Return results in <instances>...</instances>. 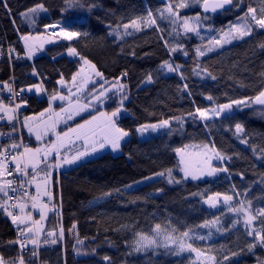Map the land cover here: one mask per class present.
<instances>
[{
    "label": "trees",
    "instance_id": "16d2710c",
    "mask_svg": "<svg viewBox=\"0 0 264 264\" xmlns=\"http://www.w3.org/2000/svg\"><path fill=\"white\" fill-rule=\"evenodd\" d=\"M88 2L95 5L91 12L87 8L66 11L63 18L84 17L90 36L72 42L60 40L33 59L27 58L21 35L41 33L45 25L59 23L64 0H7L10 15L9 9L0 2V99H4L8 92H4L3 82L16 91L41 82L46 89L42 99L24 92L21 94L27 105L19 110L20 120L23 115L37 114L48 108L49 98L55 91L65 93L57 81L62 74L66 84H70L81 64L79 57L69 59L65 55L70 43L96 65L108 82L119 77L128 97L124 114L117 120L118 125L131 135L121 145V154L112 156L106 153L68 171L53 174L51 190L55 209L46 221L44 235L39 239L37 256L32 255L33 246H27L22 255L26 264H192L187 252L173 255L164 248L155 252H134L131 246L134 232L121 226L133 225L136 230L146 231L152 224L169 218L173 222L182 221L185 225L195 226L205 219L219 216L218 227L228 228L237 219L223 204L219 210L209 208L200 195L193 193L207 195L219 192L233 195L234 206L243 201L245 207L251 202L253 210L264 207V105L235 106V111L223 120L200 122L187 115L195 113L197 107L210 108L232 100L253 98L264 89V49L259 47L264 44V30L256 29L252 35L203 56L198 57L196 53L197 47H210L209 37L225 31L230 22H236L237 17L247 11L249 5L257 7L260 0H234L239 7L230 6L217 15L203 14L198 4L181 9V16H194L200 12L209 17L203 22V27L209 29V36L203 40L202 36L192 33L180 37L173 33L170 36L172 25L158 15L162 31H157L156 27L146 28L122 39L108 34L113 29L123 33V27L118 28V25L146 14L148 9L155 12L169 0ZM38 3H43L47 11L38 14L35 23L31 24L21 13ZM165 40L173 45L179 42L188 54L177 51L170 55ZM10 48L15 51L10 52ZM171 57L181 66L180 72L166 74L167 70L161 69L160 65L163 61L172 62ZM33 68L38 76L32 75ZM125 71L127 76L122 77L121 73ZM181 72L185 79H181ZM148 74L153 77L150 83L145 79ZM185 84L188 91L183 90ZM208 96L213 97V101H209ZM174 117L185 119L183 127ZM81 119L77 118L67 126ZM162 119L170 120V135L166 129L146 140L136 137L135 130L139 125L157 123ZM238 122L245 127L246 144H242L235 134ZM8 124L0 123V148L17 143ZM22 136L25 145L37 146V142L24 133ZM204 143H214L218 150L230 157L224 163L228 172H221L209 180H182L178 174L175 150L195 148ZM167 169L172 170V176L180 183L169 184L167 175L146 179ZM104 193L111 195L105 196ZM1 199H5L2 194L0 202ZM53 230L55 244L51 243L53 238L47 236V232ZM197 232L206 235L208 229L197 228ZM212 232L208 241L196 243L201 248L211 245L216 249L218 260L229 255L230 261L225 264H258V258L264 260V247H257L252 252L247 250L246 245L251 238L245 235L242 222L231 231L217 232L214 227ZM17 239H22L19 229L13 227L7 213L0 209V257L7 264L18 262L21 255L20 245L10 243ZM232 252L238 255L231 256ZM191 255L194 258L195 254ZM105 256L110 259L105 261Z\"/></svg>",
    "mask_w": 264,
    "mask_h": 264
},
{
    "label": "snow or ice",
    "instance_id": "6c2138e0",
    "mask_svg": "<svg viewBox=\"0 0 264 264\" xmlns=\"http://www.w3.org/2000/svg\"><path fill=\"white\" fill-rule=\"evenodd\" d=\"M3 3V7L9 9L7 0H0ZM191 4H198L203 9V13L216 12L218 9H225L226 6L239 7V4L234 0H169L163 8L157 9L155 12L152 9H148L146 14L137 15L130 19L127 23L118 25L117 27H123L124 32L120 33L116 29H113L108 34H115L117 39H122L124 36H131L134 32L143 31L146 28L156 27L157 31H162L158 25L157 15L160 19L167 20L172 25V30L169 33L171 36L173 33L175 37L181 35L187 36L189 33H193L200 37V29L203 27L202 21L208 20L207 15H202L197 12L194 16H181L180 10L189 8ZM65 7L62 9V17L59 23L45 25V30L55 29L48 35H21V40L24 41L27 58L31 59L36 52L43 51L46 43H55L58 39L68 42L76 41L80 37H89L90 32L86 28V19L84 17H72L70 19H64L63 13L66 11L81 10L87 8L88 12H91L95 7L93 3H89L88 0H64ZM43 3H38L29 8L21 15L31 24L35 23V18L38 14L46 12ZM11 10L9 9V15ZM15 23V21H13ZM84 26V27H82ZM264 30V0H260V7L249 5L247 11L242 16H238L236 22H230L228 29L222 31L219 37H212L209 41V45L220 46L223 44L231 43L235 39H243L246 36H250L256 30ZM131 30V31H130ZM160 39H164L163 36ZM203 40V37H201ZM38 42V43H37ZM165 46L169 49L171 55L177 51H184L187 55V51L184 50L183 45L179 42L174 45L170 41L165 40ZM264 49V44L259 45ZM213 47H197V56H203L206 52L213 51ZM10 52H14L15 49L10 48ZM135 55V53H132ZM67 55L70 57H79L83 62V65H87L91 72L87 76H82L81 73L86 70L81 67L80 71L74 73L72 76V88L68 89V94L64 95L59 90L55 91L49 98V107L44 109L39 115L44 117L46 113H53L48 117V121L44 125V129L41 132L36 130L34 132L33 126L29 123L34 118L25 116L24 123L21 127L27 128L30 134H34L37 142H42L45 136H48L49 132H52L56 139L50 140L47 144H41L35 148L15 142L10 145L0 148V194L5 199L0 202V209H2L8 216L11 217L13 224L24 225L19 230V236L23 239H17L10 241V243H16L20 245L21 255L18 258V262L14 261V264H26L22 253L27 250L28 244L33 245V257L37 256L36 248H38L40 235L44 232L43 221L47 218V214L54 210V206L50 207V201L52 200V193L49 191V185L52 177V169H60L65 165H75L81 162L85 157L96 153L101 149L110 147L113 152L118 151L121 148V141L130 135L129 131L120 127L117 123V117L123 109L124 100L128 99L124 94L125 85L120 82V78H116V84L111 87L108 85V80L104 77L103 73L97 70L96 65L89 59L83 56L75 46L70 43L67 47ZM55 59V57H54ZM199 67V65H197ZM161 69H166L168 72H180V65H174L169 61H163L160 65ZM195 71V69H194ZM207 75L212 79H216L207 69H203ZM197 75L200 73L197 72ZM33 76H38L39 73L35 68L32 71ZM181 79H185L183 73H180ZM264 75V73H262ZM93 76L99 79H93ZM121 76H127V72L121 73ZM79 78V79H78ZM147 82H152V75L146 76ZM100 81H103L101 83ZM57 84L64 88L67 86L66 81L61 74V78L57 81ZM89 84L92 85L89 88ZM3 88L7 89L10 93L8 97V103H5L3 99H0V120L7 118L9 123L13 124V131L16 130L14 121H17V113L19 109L27 105V100L21 95L25 89L21 88L17 92L7 82H3ZM35 89L36 93H43L46 89L43 87L42 82L40 84H33L27 87V91L31 92ZM184 91H188V85L183 86ZM85 93L87 95H85ZM112 93H115L120 98L117 102V107L111 113L100 112L99 117L103 118L100 124H96L98 120L97 116H93L92 120H86L84 124H78L75 128H69L68 131L63 133L56 132V125L64 118L61 113L68 112L70 108L75 109V114L79 112L87 111L96 105H103L107 99L111 98ZM191 95V92L188 93ZM20 98V102L16 103V98ZM209 101H213V97H206ZM67 101L68 107H62L59 113L53 112V101ZM264 105V89L253 98H245L239 100H232L229 103L216 104L210 108L195 109V113L189 112L187 115L198 117L202 122H207L214 118L221 120L227 119L229 114L233 110V105L238 108L240 106H251V104ZM14 105V106H13ZM53 116L55 117L53 119ZM68 119H72V115H68ZM177 123L183 127V119L181 117L173 118ZM208 125L205 123V127ZM168 129L169 135L171 134V123L168 119H162L153 124L139 125L136 131L140 134H144L151 130L156 132L158 130ZM235 134L240 139L242 144L248 142L247 135L245 134V127L241 123L235 124ZM245 134V135H241ZM2 135V133H0ZM75 136V140H83V150H77L75 153L69 155L61 152L66 145L67 141H70L72 136ZM187 147V146H185ZM202 149L199 153L198 165L193 166L187 162L183 156H181L180 164L183 166L181 171L183 172V178H191L192 180L200 179L201 177L214 176L217 172H228L227 168L216 167L212 164V161L230 159L226 157L220 150L216 148L214 143H204L197 146ZM22 148V151L20 150ZM12 150L14 154L10 152ZM255 150V149H254ZM178 155H181L182 150H175ZM264 151V149H262ZM14 165L15 167H10ZM43 166V167H42ZM157 176L168 177V182L180 183L172 176V170L167 169L165 171L156 173ZM8 177H14L8 179ZM38 177L40 181L38 182ZM19 178V179H16ZM148 177L146 179H151ZM43 184V188L42 185ZM15 185V186H14ZM28 186L35 187V193L29 191ZM130 187V186H129ZM160 191V190H157ZM17 193H19L17 195ZM108 196L111 193H104ZM192 195H200L203 203L207 204L209 208L218 209L221 204L227 208V211L233 213L237 219H235L228 228L218 227L220 225L221 217L217 216L213 219H205L199 225H185L182 221L173 222L170 218L163 222H156L152 224L145 231L143 229L136 230L133 225H122L124 229H128L134 232V240L132 241V250L134 252H147L152 250L155 252L159 248H164L168 253L173 255H180L182 253H189V258L192 264H225L230 261V256L225 255L222 260H218L215 255L216 249L211 245L206 248H201L197 245L196 241H208L212 235V228H216L217 232L231 231L236 228L238 224L243 223L245 229V235L250 237V242L247 243V250L252 252L257 247H264V207L253 210L251 202H248V207L244 206V202L241 201L239 206L232 204L234 200L233 195L222 194L219 192L207 194L193 193ZM238 195V193H237ZM42 197H48V201H44ZM31 201L30 207L33 210L39 211V219H34L32 211H26L29 208L28 201ZM12 202V203H9ZM10 209H19L20 214H15ZM181 225H183L181 227ZM75 228V224H73ZM199 229H208L206 235H202L197 232ZM47 236L54 237L55 231H48ZM61 238H63V229H61ZM45 243L48 241L45 240ZM82 243V241H78ZM51 243H57L56 239H52ZM191 254H195L194 258ZM238 253L232 252L231 256H236ZM110 258L105 256L104 260L108 261ZM0 264H7L3 257H0ZM258 264H264V260L258 258Z\"/></svg>",
    "mask_w": 264,
    "mask_h": 264
},
{
    "label": "rangeland",
    "instance_id": "374dc122",
    "mask_svg": "<svg viewBox=\"0 0 264 264\" xmlns=\"http://www.w3.org/2000/svg\"><path fill=\"white\" fill-rule=\"evenodd\" d=\"M199 7H200V5H199ZM260 7V4H258V6H257V8H259ZM207 20H203L202 21V24H203V22H206ZM55 24V23H54ZM228 29V28H227ZM226 29V30H227ZM225 30V31H226ZM55 31V30H54ZM200 33H201V36L202 37H208L209 36V29H207V28H205V27H202L201 29H200ZM40 34H44V35H48V34H46V33H44V32H42L41 31V33H32L31 35H40ZM193 34V33H192ZM221 34V33H220ZM220 34H218V35H216L215 37H219V35ZM195 35V34H194ZM210 39L212 38V37H209ZM237 39H235V40H232L231 41V43H233L234 41H236ZM58 41H60L59 39L55 42V43H57ZM38 43V42H37ZM22 44H23V48H24V50H25V52H26V49H25V46H24V41L22 40ZM52 44H54V43H46L45 45H44V50H45V48L46 47H48V46H50V45H52ZM228 44H230V43H227V44H223V46L222 47H224L225 45H228ZM210 47H213L214 48V50L213 51H216V50H218V49H220V48H222V47H220V46H214V45H210ZM44 50L43 51H38V52H36L35 53V55L31 58V59H33V58H35L36 56H38V55H41V54H43L44 53ZM207 53H210V52H206V54ZM27 55V54H26ZM69 59H73L74 57H70V56H68L67 55V52H66V54H65ZM171 61H172V57H171ZM170 63H172V64H174V65H178V64H176L174 61H172V62H170ZM81 67H83L86 71L85 72H83V73H81V75L82 76H87L88 75V73H90L91 72V69H89L88 68V66L87 65H83V62L81 61V64H80V67H79V69H78V71H80V69H81ZM164 70V69H163ZM77 71V72H78ZM164 73H166V74H168V73H173V72H167V71H165ZM79 79V78H78ZM93 79H99V78H96V77H94L93 76ZM101 83H103V81H100ZM116 82H117V80H115V81H111V82H109L108 83V85H106V87H111L113 84H116ZM120 82L121 83H123L122 81H121V79H120ZM58 87L60 88V89H63V90H65V93H62V94H64V95H67L68 94V89L69 88H72V82L70 83V84H68L66 87H64V88H61V86L58 84ZM89 88H91L92 87V85L91 84H89V86H88ZM25 89V91H24V93H27L28 95H36L37 96V98L38 99H42L44 96H43V93H36V91H35V89H33L31 92H29V91H27V88H24ZM72 90L73 91H75V88H72ZM5 91H7V89H5L4 90V92ZM124 94H125V89H124ZM85 95H87L86 93H85ZM111 95V98L110 99H107L105 102H104V104L103 105H96V106H94L93 108H90V109H88L87 111H84V112H79L78 114H75V109L74 108H70L69 109V111L68 112H65V113H61V115L64 117L58 124H57V126L59 127V132L58 133H63V132H65V131H68V129L69 128H75L78 124H84V122L86 121V120H92V117L93 116H97L98 117V120L96 121V122H94V123H96V124H100L101 123V121H102V119L103 118H101V117H99V113L100 112H108V113H111L112 111H114L115 109H116V107H117V102H118V100H119V96L118 95H116L115 93H112V94H110ZM127 102V99L126 100H124V103H123V109H122V111L120 112V114L118 115V117H117V120L124 114V105H125V103ZM56 104V106H58V108L57 109H55L53 112H55V113H59L60 112V109L62 108V107H68V103H67V101H59V100H56V101H53L52 102V108H54V106L53 105H55ZM236 105H233V110H232V112L230 113V114H232L234 111H235V109H236V107H235ZM26 108V106H23V107H21L19 110H23V109H25ZM44 111V110H43ZM43 111H41V112H43ZM40 112V113H41ZM40 113H37V114H32V115H23L22 117H21V121H23V123H24V117L25 116H29V117H33L34 119L32 120V121H29V123L33 126V129H34V132L36 131V130H40L41 132L43 131V129H44V125H45V123L46 122H49L48 121V117L49 116H52V114L53 113H46L45 114V116L44 117H40ZM72 115V119H68L67 117H68V115ZM55 117L53 116V119H54ZM77 118H82L80 121H78V123H75L74 125H70V126H67V124H68V122H72L73 120H75V119H77ZM200 122H202L198 117H196ZM47 119V120H46ZM214 119H218V118H214ZM214 119H211V120H214ZM44 120H46V121H44ZM185 119H183V121H184ZM210 121V120H209ZM0 122H8L7 121V118L6 119H3V120H1ZM63 129V130H62ZM166 129H163V130H158V131H156V132H152L151 130H149V132H147V133H144V134H140V133H138L136 130H135V135H136V137L139 139V140H146V139H149V138H151V137H154V136H157V135H159V134H162L164 131H165ZM52 132H49L48 133V135H50ZM30 135H32L34 138H35V135L34 134H30ZM53 136H54V134H53ZM130 136L131 135H129L128 137H126L123 141H121V145L123 144V143H125L129 138H130ZM46 137L47 136H45L44 137V139H43V141L42 142H37V146H40L41 144H47L48 142L45 140L46 139ZM35 140H36V138H35ZM37 141V140H36ZM46 141V142H45ZM67 144H66V146H70V145H76L75 147H72V148H70V150L69 151H67L66 153L67 154H69V155H71V154H73V153H75L77 150H83V140H82V145H80V144H77V143H79V141H76L75 140V136L73 135L72 136V138H71V140L70 141H67L66 142ZM36 146V147H37ZM33 148H35V147H33ZM182 150V153H181V155H178L177 153H176V158H177V160H178V174L180 175V177H181V179L182 180H184V181H201V180H209V179H213V178H215V177H217L221 172H217L214 176H207V175H205V176H203V177H201L200 179H197V180H192L191 178H187V179H184L183 178V172L181 171V168L183 167L181 164H180V160H181V156H183V158L187 161V162H189L190 164H192L194 167L195 166H197L198 165V159H199V153L202 151V149L201 148H199V147H195V148H184V149H181ZM106 153H109V154H111L112 156H119L120 154H121V148L118 150V151H115V152H113L112 150H111V148L110 147H106L105 149H101V150H99V151H97L96 153H93L92 155H90V156H88V157H85L81 162H78L77 164H75V165H65V166H63V167H61L63 170H66V171H68V170H70V169H72V168H74V167H77V166H79L80 164H82V163H84V162H86V161H88V160H92V159H95V158H98V157H100L101 155H103V154H106ZM226 162V159L225 160H223V161H220V160H213L212 161V164L214 165V166H216V167H220V168H224V163ZM164 177V176H163ZM152 178H162L161 176H157V175H154V176H152ZM151 178V179H152ZM169 183V182H168ZM170 184V183H169ZM172 184V183H171ZM175 184H177V183H175ZM27 211H30L29 209H27ZM33 210H32V215H33ZM34 218V217H33ZM50 239H52L53 237H49Z\"/></svg>",
    "mask_w": 264,
    "mask_h": 264
},
{
    "label": "crops",
    "instance_id": "0c3cea01",
    "mask_svg": "<svg viewBox=\"0 0 264 264\" xmlns=\"http://www.w3.org/2000/svg\"><path fill=\"white\" fill-rule=\"evenodd\" d=\"M23 45V44H22ZM54 106V108H52L53 109V111L55 110V109H57L56 108V104L55 105H53ZM48 114V113H47ZM0 115H2V113H0ZM53 115V114H52ZM4 119H6V118H4ZM3 120V119H2ZM47 120V119H46ZM46 120H44V121H46ZM1 121V120H0ZM21 122V126L23 125V121H20ZM0 123H2V122H0ZM69 123V122H68ZM22 128V131H23V133L25 134V136H27L28 138H30V139H32V140H34L35 142H37L36 140H35V138L32 136V135H30V133L28 132V130H27V128H25V127H21ZM63 130V129H62ZM60 130H59V127L56 125V132L58 133ZM49 138L51 139V140H55L56 139V137H55V135L53 136V133H51L50 135H48L47 137H46V141L49 143L50 142V140H49ZM45 141V142H46ZM67 144V143H66ZM77 144H80V145H82V140H79V143H77ZM76 145H68V146H66L65 145V147L63 148V149H61V152H62V154L63 153H66L67 151H69L70 150V148H72V147H75ZM13 168L15 167L14 165H11ZM52 171V177H53V174L54 173H57V172H61V171H66V170H63L62 168H60V169H52L51 170ZM52 177H51V182H50V185H49V191L52 193V190H51V185H52ZM40 177H38V182L40 181ZM42 186V188H43V184L41 185ZM31 188H32V193L34 194L35 193V187H34V185L33 186H31ZM42 199L44 200V201H48V197H42ZM4 200V199H3ZM2 199H1V202L3 201ZM9 203H12V202H9ZM52 206H54V204H53V200H51L50 201V207H52ZM54 209H55V207H54ZM10 210H12V211H14V213L15 214H20V212H19V209H10ZM33 210V209H32ZM27 211V210H26ZM34 212H33V217H34V219H39V211L38 210H33ZM53 211L54 210H52V211H50L48 214H47V218L42 222L43 223V225H44V229L46 228V221L48 220V218H49V216L53 213ZM8 216V215H7ZM8 218L10 219V222H11V224L13 225V227H15L16 229H19L20 230V228H23L24 227V225H20L19 227L17 226V225H15V224H13V222H12V219H11V217L10 216H8ZM44 232H45V230H44ZM44 232L40 235V237H39V239L42 237V235H44ZM22 239H23V237H22ZM28 246H33V245H31V244H28Z\"/></svg>",
    "mask_w": 264,
    "mask_h": 264
},
{
    "label": "built area",
    "instance_id": "2783aa9c",
    "mask_svg": "<svg viewBox=\"0 0 264 264\" xmlns=\"http://www.w3.org/2000/svg\"><path fill=\"white\" fill-rule=\"evenodd\" d=\"M54 24V23H53ZM50 25V24H49ZM55 29H48L47 31L45 30V27H42L41 28V31L42 32H44V33H46V34H48V33H50L51 31H54ZM1 56V55H0ZM17 92H19V91H17ZM10 96V93L9 92H7L5 95H4V101H5V103H8V97ZM19 97H17L16 98V100H15V102L16 103H18L19 102ZM14 106V105H13ZM14 124H15V128H16V130L15 131H13V124L12 123H9V125H8V128H9V130L11 131V132H13V134H15V136H16V138H17V144H20L21 143V141H23V136H22V130H21V125H20V119H19V112L17 113V121H14L13 122ZM5 139V138H4ZM23 144H24V141H23ZM21 151H22V148L20 149ZM10 152L13 154V151L12 150H10ZM11 167V166H10ZM14 177H8V179H13ZM16 179H19V178H16ZM15 186V185H14ZM26 187H28V189H29V191L30 192H32V188H31V186H28V185H26ZM19 193H17V195H18ZM28 203H29V210L30 211H32V209H31V207H30V204H31V201L29 200L28 201Z\"/></svg>",
    "mask_w": 264,
    "mask_h": 264
},
{
    "label": "water",
    "instance_id": "95a60500",
    "mask_svg": "<svg viewBox=\"0 0 264 264\" xmlns=\"http://www.w3.org/2000/svg\"><path fill=\"white\" fill-rule=\"evenodd\" d=\"M229 7H230V6H226L225 9H218L216 12H211V11H209L208 13H203V9H202V8H200V9H201V12H202L203 14L217 15L219 12H221V11H225V10L229 9Z\"/></svg>",
    "mask_w": 264,
    "mask_h": 264
}]
</instances>
